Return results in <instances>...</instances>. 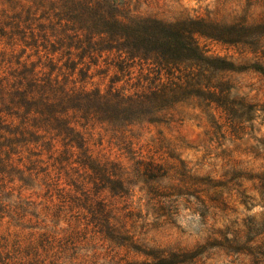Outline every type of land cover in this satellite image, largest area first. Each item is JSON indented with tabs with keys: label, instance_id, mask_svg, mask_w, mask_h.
<instances>
[{
	"label": "rangeland",
	"instance_id": "rangeland-1",
	"mask_svg": "<svg viewBox=\"0 0 264 264\" xmlns=\"http://www.w3.org/2000/svg\"><path fill=\"white\" fill-rule=\"evenodd\" d=\"M122 1L127 19L212 27L219 38L195 37L210 65L184 61L161 77L152 61L120 70L116 51L55 20L0 33V79L27 70L66 91L125 96L188 82L222 92L221 105L190 100L120 133L90 123L78 128L83 150L67 148L61 163V144L21 135L32 118L0 105V144L15 142L16 154L0 175V264H264V0ZM237 27L240 42L228 44ZM82 153L107 173L72 165ZM149 164L165 176L147 179Z\"/></svg>",
	"mask_w": 264,
	"mask_h": 264
},
{
	"label": "trees",
	"instance_id": "trees-1",
	"mask_svg": "<svg viewBox=\"0 0 264 264\" xmlns=\"http://www.w3.org/2000/svg\"><path fill=\"white\" fill-rule=\"evenodd\" d=\"M123 6L122 0H0V33L4 36L5 30L9 28L17 31L21 27H30L35 23L51 24L58 20L56 26L63 23L79 26L75 39L83 37V32H86L97 37L98 45L102 46L101 52L116 51L120 59H123L122 65L119 66L120 70L129 67V63L134 65L136 60L141 64L152 61L153 69H156L158 76L161 77L163 72L167 76H172L175 66L184 61L210 65L200 55V47L195 37L219 38L210 32L212 27L195 21L166 23L140 17L127 19L119 10ZM237 28L232 29L234 32L228 31V44L240 42L237 38L244 28ZM27 72L24 70L14 81L0 79V105L6 106L7 112L16 110L13 114L7 113L10 117L18 118L20 117L18 112L23 111L25 117L32 118L21 122L22 125L27 124L21 135L28 134L27 128H30L34 130L31 136L37 135V142L47 140L43 146L51 149L54 141L55 146L61 144L64 151L60 160L58 159L60 163L66 161L62 160L63 156L69 155L67 148L83 150L86 142L78 128L85 129L90 123L120 133L124 127L161 122L155 116L180 103L203 99L209 101V104L221 105L223 98L222 92L217 94L216 91L209 90L206 94L188 82L185 86L174 83L173 88L162 85L161 89L151 91L148 95L125 96L121 92L101 94L98 91H66L58 85L57 80L39 78L40 73L30 74L31 77L28 79ZM181 78H177L178 82L182 81ZM4 122L5 119H0V125ZM1 138L0 136V140ZM7 142L9 146L0 144V175L12 168L14 162L11 156L16 155L15 150L11 148L15 142L10 140ZM5 147L10 148L9 151H4ZM73 156L75 153L70 155L71 158ZM81 157L84 160H81ZM81 157L79 154L77 161L72 165L78 164L83 170L96 174L107 173V165L98 164L92 156L87 157L85 153H82ZM18 162L22 163V159ZM144 176L149 180H155L165 174L162 168L149 164L144 170ZM109 183L116 185V188L111 189L113 192L118 189L122 191L118 182ZM108 229L115 232L113 226ZM110 238L115 239L113 236Z\"/></svg>",
	"mask_w": 264,
	"mask_h": 264
}]
</instances>
